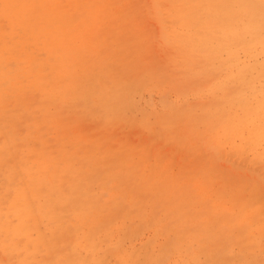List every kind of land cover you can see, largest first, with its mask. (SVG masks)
<instances>
[{
	"label": "rangeland",
	"instance_id": "1",
	"mask_svg": "<svg viewBox=\"0 0 264 264\" xmlns=\"http://www.w3.org/2000/svg\"><path fill=\"white\" fill-rule=\"evenodd\" d=\"M0 264H264V0H0Z\"/></svg>",
	"mask_w": 264,
	"mask_h": 264
},
{
	"label": "bare ground",
	"instance_id": "2",
	"mask_svg": "<svg viewBox=\"0 0 264 264\" xmlns=\"http://www.w3.org/2000/svg\"><path fill=\"white\" fill-rule=\"evenodd\" d=\"M50 19H51V15L48 14L47 20L49 21ZM49 42L51 43V41ZM21 172L23 174L22 177H24L25 175L26 178L24 177L25 181L22 183V187H21L22 191H19V189H14V201H13L14 204L11 207L10 211L18 217L19 225L13 231L11 230L12 238L19 235L20 233H23L25 235L28 233L29 230L26 227V223H27L26 219H28V217L37 218L41 215L38 209H31L32 199L35 196L34 192L37 189L36 182L41 175L32 174L29 172H25L23 170H21Z\"/></svg>",
	"mask_w": 264,
	"mask_h": 264
}]
</instances>
